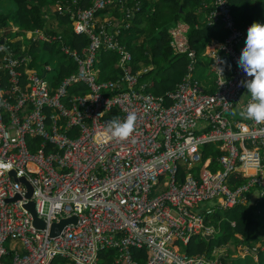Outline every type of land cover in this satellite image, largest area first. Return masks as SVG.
Listing matches in <instances>:
<instances>
[{
	"label": "built area",
	"instance_id": "2783aa9c",
	"mask_svg": "<svg viewBox=\"0 0 264 264\" xmlns=\"http://www.w3.org/2000/svg\"><path fill=\"white\" fill-rule=\"evenodd\" d=\"M129 1L82 6L72 0L61 7L89 42L80 51L63 48L76 66L55 87L45 75L21 70L28 53L14 51L0 30V264H102L99 252L105 248H115L116 261L124 264H221L225 246L208 257L189 255L178 242L214 235L218 229L205 222L206 214L246 203L252 187L264 193V124L239 116L251 102L243 84L251 78L238 65L248 28L237 26L228 0H209L214 8L207 23L219 22L227 35L206 44L201 54L212 62L209 76L200 79L189 24L177 20L168 28L169 44L174 53H185L187 73L174 89L156 95L139 78L150 66L132 72L131 52L119 39L121 27L140 9ZM114 5L122 18H98L100 9ZM101 49L118 53L114 78H99ZM218 50L230 57L228 73ZM80 82L87 90L70 92ZM129 112L137 117L133 136L104 140L107 122ZM206 142L218 143L223 153L203 159ZM198 165L195 175L190 169ZM10 170L31 185L29 197ZM240 177L245 182L232 187L230 181ZM209 199L216 200L214 207L196 210ZM29 200L44 227L33 224L24 206ZM71 215L75 222L50 235L53 221ZM131 247L146 250L144 263L133 259Z\"/></svg>",
	"mask_w": 264,
	"mask_h": 264
},
{
	"label": "trees",
	"instance_id": "16d2710c",
	"mask_svg": "<svg viewBox=\"0 0 264 264\" xmlns=\"http://www.w3.org/2000/svg\"><path fill=\"white\" fill-rule=\"evenodd\" d=\"M56 0H0V26L6 25L9 19H13L21 28L42 27L46 19L44 14L57 15L60 21L65 25L64 39L71 46L80 51L84 48L89 38L86 34H79L72 30L70 24V14L66 11H60L62 6H65L66 1L60 0L58 7L53 6L54 12H51L49 3H54ZM80 5L87 6L90 0H76ZM231 5V10L234 20L238 27L249 28L253 23H264V0H228ZM131 6L134 2L140 4V9L134 14L131 21V26L122 29L119 39L125 42V45L130 50L132 55L131 71L137 72L144 67L150 66L145 72H141L139 78L146 83L145 90L156 95L164 94L168 90H172L180 82L182 77L187 73V57L185 53L176 54L173 52L169 44L168 27L177 20H184L189 24L188 40L189 44L199 53L197 62L199 70L197 76L208 77V68L212 62V58L208 55H202L204 46L212 40H224L227 31L221 27L219 22L207 23L209 12L214 8L209 4V0H131ZM208 5L205 7L204 4ZM116 11L120 17V13L116 6L114 8L106 7L98 11ZM143 23H147L150 29L154 30V34L149 35L140 41V38L145 33L146 29ZM11 40V39H10ZM14 51H18V41L13 39L10 41ZM151 40V41H150ZM15 41V42H14ZM17 41V42H16ZM54 47L53 42H43L35 50L44 52L49 51ZM34 51V50H32ZM222 65L226 73L230 71V57L223 51H219ZM60 60L63 56L58 52L54 53ZM118 53L114 50L101 49L97 54L96 67L99 70L100 79L116 77L120 69L116 65ZM75 62H60L53 67L54 72L50 76L54 78L53 84L58 83L65 75L69 74L74 68ZM200 74V76H199ZM3 78V79H2ZM2 84L5 81L1 76ZM1 84V86H2ZM70 92L84 93L87 87L84 83L72 84L69 88ZM218 143L206 142L202 144V158L207 156L212 158L217 157L223 151L217 146ZM33 146V144H32ZM198 166L194 167L197 169ZM245 182V177H240L237 180L230 181L231 186ZM246 203L237 204L230 213L222 212L217 209V212L212 217V221L216 223L220 220V230L217 236L206 238L204 236H193L188 243L184 245V250L189 254H206L208 257H213L211 251L215 246H224L235 235L240 233L245 241L244 248L252 251L256 250L253 247L259 235H264V221L258 220L256 217L258 211L264 213V193L260 195V190L257 186L250 188L247 194ZM252 199H256L253 201ZM224 214V215H222ZM227 214H231L227 216ZM230 217V219H228ZM264 217V214H263ZM234 220L232 225L230 222ZM133 259L139 263H144L146 260V250L143 248L131 247ZM258 261L252 264H264V250L259 249L257 252ZM99 257L104 260L102 264H124L116 261L117 250L114 248H105L100 250ZM221 264H248L246 258L239 255H226L219 258Z\"/></svg>",
	"mask_w": 264,
	"mask_h": 264
},
{
	"label": "crops",
	"instance_id": "0c3cea01",
	"mask_svg": "<svg viewBox=\"0 0 264 264\" xmlns=\"http://www.w3.org/2000/svg\"><path fill=\"white\" fill-rule=\"evenodd\" d=\"M148 1H150V0H148ZM71 2H72V0L66 1L65 4H69ZM91 2H92V0L89 1V4ZM56 3L57 2H55L54 5H50V7L51 6L52 7L53 6L57 7V5H55ZM49 9L51 10V12H54L53 9H55V8H49ZM111 11L101 12L99 14L98 18L99 19L109 18L110 16H112V14L114 16H118L116 14V11H112V14H111ZM44 18L46 19L45 24L42 27H38V31L36 32V35L41 37V39H39L40 42L35 41L33 39V37H31V34L34 32L36 26L35 27H30V28H21L16 22L13 21V19H9L8 22L6 23V25L0 26V30L3 32V34L5 35V37L8 40L11 39V41H13V39H15V40L18 41V44H17L18 51H17V53H19V54L20 53L23 54L24 52L28 53V61L24 65H22L21 70L22 71H24L26 69L28 71H32L33 70V71L37 72L40 75L41 74L45 75V77L50 81L51 86L55 87L60 81L58 83H56V84H53L54 78L52 76H50L51 72H54L53 67H55L57 65L58 61L65 62V63L75 62L72 57H69L68 55H66V53H65V51L63 49L65 46H68L70 48H74V47H71L65 41V39H64L65 25L60 21V18H58L57 15H51V13L50 14L45 13L44 14ZM70 19H71V21H70L69 25L72 27V30L74 32H76L74 27H73V21H72L71 16H70ZM79 34H81V33H79ZM45 37H52L53 39L51 41H46ZM43 42H53L54 43V47L52 49H50L49 51H47V52L40 51V53L42 54V58L35 62L32 50H35V47L36 48L39 47L41 45V43H43ZM245 42H246V39H245L242 47L245 46ZM205 48H206V45L204 46V49ZM55 52H57V53L59 52L63 57L60 60H58V56L54 55ZM218 54H219V50H218ZM0 56H1V51H0ZM45 64H49L51 66V68L48 69V70L47 69L45 70V68H44ZM197 70H199V66L197 67L196 72H197ZM196 76H197V73H196ZM199 76H200V74H199ZM99 77L102 78L101 76H99ZM204 78H207V77H202L201 79H204ZM7 85H8V83H7V80L5 78V81L2 84V88H5ZM245 96H246V94H244L242 96V99H244ZM234 113H236V109H234ZM236 115H238V114H236ZM183 170H184V172L189 171L186 168H183ZM190 171L195 173V175H198L199 174V165H198L197 169H194V167H193V168L190 169ZM252 200L256 201V199H252ZM205 209H206V207L200 208V209L198 208L199 211H202L204 213H205ZM217 209L218 208H215L214 212L211 215H208V214L205 215V222L206 223H209V224L214 223L212 221V217H213V215L216 214ZM263 214L264 213L258 211V213L256 215L258 220L264 221ZM222 215H224V214H222ZM230 215L231 214H227V216H230ZM230 217H228V219H230ZM219 222H220V220H218L216 223H214V225L218 229L216 231V233L220 230ZM197 236H199V235H197ZM213 236H215V233H214ZM234 239H239V240H241V242H240V246L233 247L234 248L233 251L236 252L235 255H233V256L239 255L241 257L246 258L245 260H246V262L248 264L256 263L258 261V256H257L258 250L259 249H263L264 250V235H259L258 238L255 241H253V247L256 250H252L250 253H248V249H246V248H243L244 250H241V248L244 245V242H243V237H242V235L240 233H235L234 237L229 242L230 243H231V241L233 242ZM229 242H227L226 245ZM230 243H229V245H230ZM217 247L218 246H215L214 248H217ZM226 249H227V246H226ZM101 260H102V262H104L103 259H101Z\"/></svg>",
	"mask_w": 264,
	"mask_h": 264
},
{
	"label": "clouds",
	"instance_id": "9594fccd",
	"mask_svg": "<svg viewBox=\"0 0 264 264\" xmlns=\"http://www.w3.org/2000/svg\"><path fill=\"white\" fill-rule=\"evenodd\" d=\"M129 3H132L131 0ZM115 6L121 14L120 17H115L122 18V13L118 9L119 5L109 7L114 8ZM134 14L130 18V25L128 27L131 26ZM122 29L124 27H121L120 33ZM2 41L3 39L0 40V42ZM123 43L125 44V42ZM217 59V57H214V60ZM238 65L251 78L243 82L244 87H246L250 94L251 102L248 103L246 108L239 111V116L245 120L254 121L257 124H264V23L255 22L247 29L246 42L238 59ZM218 70L222 76L223 70L219 68ZM136 119L135 112H129L123 120L119 117H113L107 122L106 128L102 133V138L104 140H116L120 142L128 140L133 136L135 131Z\"/></svg>",
	"mask_w": 264,
	"mask_h": 264
},
{
	"label": "water",
	"instance_id": "95a60500",
	"mask_svg": "<svg viewBox=\"0 0 264 264\" xmlns=\"http://www.w3.org/2000/svg\"><path fill=\"white\" fill-rule=\"evenodd\" d=\"M11 174V176L15 177L17 180L25 183V186L27 187V193H26V196L29 197L31 192H32V187L31 185L25 180L24 177L22 176H19V177H16L15 174H14V171L13 170H10L9 172ZM24 206L29 210V212L31 213L32 215V222L35 226L37 227H44L45 226V222L43 219L39 218L36 214V211H35V206H34V201L32 200H29L28 202H26L24 204ZM76 221V217L75 215H71V216H68V217H61L59 218L58 221H53L51 224H50V235H56L58 234L61 229L68 223H73ZM206 238H210V237H213V234H205L204 235Z\"/></svg>",
	"mask_w": 264,
	"mask_h": 264
},
{
	"label": "rangeland",
	"instance_id": "374dc122",
	"mask_svg": "<svg viewBox=\"0 0 264 264\" xmlns=\"http://www.w3.org/2000/svg\"><path fill=\"white\" fill-rule=\"evenodd\" d=\"M58 1H60V0H56L55 2H57L55 5H57V7H58V4H59V2ZM54 2V3H55ZM54 3L52 4V3H49V5H54ZM50 8H52V6L50 7ZM143 26H145V30H144V34H143V36L140 38V41L142 40V39H145L146 37H148L149 35H152V34H154L153 32H154V30H152V29H150V27H149V25L147 24V23H143L142 24ZM37 41V40H36ZM151 41V40H150ZM40 51L41 50H34L33 51V55H34V59H35V62L36 61H38V60H40L41 58H42V54L40 53ZM216 205V200L215 199H209V200H203V201H201L200 202V204H199V209L200 208H204V207H213V206H215ZM198 208H196V210H198ZM229 212L231 213L232 212V209L231 210H229ZM218 235V233H216L215 232V236H217ZM240 242H241V240H239V239H234V241L232 242L231 241V243H230V245H229V243L226 245H224L225 246V249L223 250V254L226 256V255H235V251H233L234 250V248L233 247H235V246H240ZM243 242H244V245H245V241L243 240ZM178 244H179V248H180V250L181 251H183L184 250V245L179 241L178 242ZM244 245H243V247L241 248V250H244L243 248H244ZM224 246H221V247H224ZM226 246H227V249H226ZM240 250V251H241ZM239 251V252H240ZM251 251L250 250H248V253H250ZM250 255V254H249Z\"/></svg>",
	"mask_w": 264,
	"mask_h": 264
},
{
	"label": "bare ground",
	"instance_id": "6f19581e",
	"mask_svg": "<svg viewBox=\"0 0 264 264\" xmlns=\"http://www.w3.org/2000/svg\"><path fill=\"white\" fill-rule=\"evenodd\" d=\"M38 31L37 28H35L34 32L31 34V37H33V39L37 42H40L39 39H41V37L37 36L36 35V32ZM53 38L52 37H45V40L46 41H51ZM219 51H222V50H219ZM224 52V51H223ZM220 55V54H219ZM26 208V207H25Z\"/></svg>",
	"mask_w": 264,
	"mask_h": 264
}]
</instances>
